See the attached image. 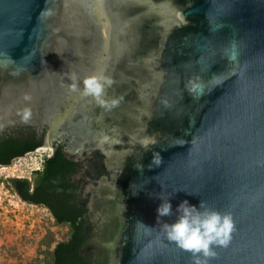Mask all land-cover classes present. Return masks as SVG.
<instances>
[{
    "label": "water",
    "instance_id": "water-1",
    "mask_svg": "<svg viewBox=\"0 0 264 264\" xmlns=\"http://www.w3.org/2000/svg\"><path fill=\"white\" fill-rule=\"evenodd\" d=\"M108 15L121 46L112 61ZM108 68L114 108L83 95V78ZM194 78L203 94L187 90ZM90 99L94 115L73 112ZM65 122L68 154L97 173L78 175L82 196L95 188L109 208L106 226L84 227L92 263L192 264L161 230L175 216L157 222L161 197L232 213L231 243L210 264H264V0H0V129L47 123L50 146ZM154 152L163 162L149 168Z\"/></svg>",
    "mask_w": 264,
    "mask_h": 264
},
{
    "label": "trees",
    "instance_id": "trees-1",
    "mask_svg": "<svg viewBox=\"0 0 264 264\" xmlns=\"http://www.w3.org/2000/svg\"><path fill=\"white\" fill-rule=\"evenodd\" d=\"M11 135L0 141V164L8 165L11 157L33 151L43 144V135H37L30 127L26 134ZM7 153V155H5ZM76 163L65 157L60 147H55L43 163L41 171H35L30 179L5 180L7 189L23 201L48 208L52 225L64 229L61 237L47 228L37 244L36 256L28 262L10 264H92L81 254L85 242L84 211L73 199L76 184L71 173ZM1 181V179H0Z\"/></svg>",
    "mask_w": 264,
    "mask_h": 264
},
{
    "label": "clouds",
    "instance_id": "clouds-1",
    "mask_svg": "<svg viewBox=\"0 0 264 264\" xmlns=\"http://www.w3.org/2000/svg\"><path fill=\"white\" fill-rule=\"evenodd\" d=\"M70 79L73 83L69 85V91H78L77 77L73 75ZM82 83L83 95L93 98L101 107L118 106V99L110 101L105 99L106 88L113 83L108 77L91 74L84 77ZM204 87L203 81L198 78L190 80L186 85L190 93L203 94ZM24 100L31 101V96L25 94ZM18 114L22 122L27 123L32 118V109L25 106L19 110ZM162 162L161 155L154 152L152 162L148 167H159ZM138 168L142 169V166ZM159 198L162 202L156 210L157 222L160 223L162 218L175 216L171 222L163 220L161 230L168 241L174 243L182 251L191 254L192 264H210V261L217 256L216 249L226 248L231 243L233 233L236 231L235 220L231 212H222L217 208L209 207L204 201H200L199 205H194L187 199L181 201L173 210L170 198ZM138 223L142 222L138 221Z\"/></svg>",
    "mask_w": 264,
    "mask_h": 264
},
{
    "label": "flooded vegetation",
    "instance_id": "flooded-vegetation-1",
    "mask_svg": "<svg viewBox=\"0 0 264 264\" xmlns=\"http://www.w3.org/2000/svg\"><path fill=\"white\" fill-rule=\"evenodd\" d=\"M109 16V27H110V38H109V44H108V53H105L104 55L109 57L112 60H114V58L118 55V53L121 51V46L120 44L117 42L116 39V34H117V23L114 21V19L112 18V15H108ZM111 69L108 68V70L106 71V77L110 78L111 80L114 79L113 76H111ZM113 83L110 87L106 88V93L110 94L112 96H116L118 92V88L114 85L115 81L112 80ZM136 96L137 94V87L136 85L133 86H128L125 87V91L124 93L127 92H131ZM127 94V93H126ZM93 100L90 99L88 102H86V104H81L80 102H78L77 100L72 101V108H73V112H76L75 110H77L79 114L84 115L83 113L86 111H91L92 114H95V110L97 109V104H92ZM67 103V102H66ZM59 102L57 104V108L55 111H58L59 113L62 112L65 108H66V104ZM73 121L69 120V125H71ZM105 125V130L107 131V134L110 133V131H112V129H110L109 127H112V122L107 120V123H104ZM31 128H33L35 130V133L37 135H43V144L39 147H43L45 145V136H46V131L47 129H49V125L47 123L43 124L41 130L39 131L38 129V125H30V124H20V125H4L0 130V141L3 138L9 137L11 135H15L17 137L22 136L21 133L26 134L27 131ZM68 123H63V125L57 126V130L54 134V136L51 137V142L48 143L50 146V154H52V151L54 150L55 147H60L61 151L63 152V154L65 155V157H67L68 159L72 160L73 162L76 163V166L74 168V170L69 173V175H71V178L74 180L75 184H76V190L75 193L73 195V199L77 202V204L83 209L84 211V215H83V219H84V227H89L91 224H97L100 227L106 226L109 222V208L107 205V202H105V200L103 201V196H101L100 192L99 195L102 201L101 202H95L96 200L94 199V196H97V192L95 188H92V191L89 192L88 194H90L89 198L87 197L88 195L85 194L86 196H82V183L79 181V177L83 178L84 175H97V173H95L94 171H90L89 168V164L90 162L88 161V159L90 160L89 157H85L86 161L79 158H75L73 157V155H69V148L75 146V141L71 140L70 135H68L66 132L69 131L68 130ZM87 150L89 149L91 152V145H88ZM7 155V153L5 154ZM24 155V154H23ZM22 156V155H20ZM20 156H12L11 157V162ZM92 158V157H91ZM46 159V158H45ZM44 159V160H45ZM44 163V161H43ZM43 163L41 166V169L39 171H41L43 169ZM1 165V164H0ZM96 165V164H95ZM88 167V168H87ZM92 167H94V163L92 165ZM91 168V167H90ZM92 169V168H91ZM33 173H31V175H33ZM78 175H80L78 177ZM98 175H104V173H99ZM90 202H89V201ZM36 205V204H35ZM45 208V207H44ZM47 211L48 208H45ZM85 241H86V237H85ZM85 243V242H84ZM81 254L83 255V257H85L89 262H91L88 257L84 254V244L82 246L81 249ZM92 263V262H91ZM94 264V263H92Z\"/></svg>",
    "mask_w": 264,
    "mask_h": 264
},
{
    "label": "rangeland",
    "instance_id": "rangeland-1",
    "mask_svg": "<svg viewBox=\"0 0 264 264\" xmlns=\"http://www.w3.org/2000/svg\"><path fill=\"white\" fill-rule=\"evenodd\" d=\"M49 131L47 129L46 134ZM43 150L51 151L46 143ZM24 162L6 170L0 169L1 181L16 177L30 179V169L35 164ZM3 192H0V264L31 261L37 254L38 241L47 228L55 231L58 238L64 229L52 225L51 215L44 207L23 201L5 185Z\"/></svg>",
    "mask_w": 264,
    "mask_h": 264
},
{
    "label": "built area",
    "instance_id": "built-area-1",
    "mask_svg": "<svg viewBox=\"0 0 264 264\" xmlns=\"http://www.w3.org/2000/svg\"><path fill=\"white\" fill-rule=\"evenodd\" d=\"M51 152V151H50ZM50 152H45L43 150V147H38L34 151H30L25 153L23 156L15 158L10 164L8 165H0V169L6 170L7 168L11 167L12 165H21L22 163H31L33 162L35 164L34 167H31L30 173H33L35 171H39L41 169L42 163L46 157L50 155ZM14 175V173H12ZM15 176V175H14ZM16 178H22V177H16ZM5 180H2L0 182V192H3L4 183ZM5 193V192H3Z\"/></svg>",
    "mask_w": 264,
    "mask_h": 264
}]
</instances>
